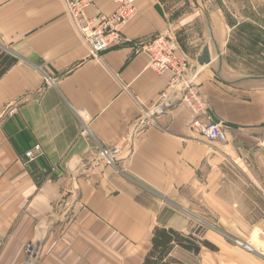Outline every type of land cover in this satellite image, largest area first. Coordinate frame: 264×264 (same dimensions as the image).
Here are the masks:
<instances>
[{
    "label": "crops",
    "instance_id": "crops-1",
    "mask_svg": "<svg viewBox=\"0 0 264 264\" xmlns=\"http://www.w3.org/2000/svg\"><path fill=\"white\" fill-rule=\"evenodd\" d=\"M132 1L123 40L94 58L63 0H0V47L17 59L0 78V264H27L32 242V264H141L155 227L192 234L193 207L215 217L201 239L218 248L210 235L231 223L264 240V0ZM115 10L96 0L87 14ZM161 33L198 70L225 143L195 132L182 103L144 120L171 79L141 52ZM80 112L97 142L80 136ZM98 144L122 147L116 167Z\"/></svg>",
    "mask_w": 264,
    "mask_h": 264
},
{
    "label": "built area",
    "instance_id": "built-area-1",
    "mask_svg": "<svg viewBox=\"0 0 264 264\" xmlns=\"http://www.w3.org/2000/svg\"><path fill=\"white\" fill-rule=\"evenodd\" d=\"M96 0H63L66 13L70 17L77 33L94 58H100L106 51L123 40L125 28L139 15V9L132 0H111L116 4V10L111 15L89 18L87 10ZM141 52L149 57L148 68L158 74L170 73L171 79L167 90L162 94L160 102L152 110L142 111L144 120L154 123L158 114H163L177 104H184L192 113L191 128L212 142L225 143V134L221 122L214 114L213 108L201 91L198 83V70L190 64L189 59L180 52L177 39L161 33L153 37L141 47ZM45 82L52 80L45 77ZM15 109L7 110L6 114L13 117ZM81 137L96 141L91 132L92 118L80 112ZM98 160L105 166L116 167L117 158L122 151L121 146L107 147L98 144ZM134 151V145H131ZM43 155L39 144L25 152L28 161L33 162ZM240 246L255 251L250 244L238 243ZM26 263L32 264L39 253V244L30 243L26 248Z\"/></svg>",
    "mask_w": 264,
    "mask_h": 264
},
{
    "label": "rangeland",
    "instance_id": "rangeland-1",
    "mask_svg": "<svg viewBox=\"0 0 264 264\" xmlns=\"http://www.w3.org/2000/svg\"><path fill=\"white\" fill-rule=\"evenodd\" d=\"M187 45V44H185ZM182 46V45H181ZM184 55H187L185 53ZM189 57L188 55L186 56ZM199 203V202H197ZM200 204V203H199ZM196 217L193 216L191 233H193L199 239L206 237L207 233L216 230V226L209 224L215 217L210 214L209 210L203 208V210L194 208ZM183 213H189L188 210H182ZM207 212L209 215H207ZM194 215V213H192ZM207 219V220H206ZM255 216L253 214V219L255 221ZM203 220L206 223L201 222ZM227 229H222L218 232L223 239L216 238L210 235V240L214 243L217 240L220 242L218 251L213 252L208 249H204L202 256H197L193 258L196 264H264V240L263 234L252 235L250 232L246 231L248 225L241 223H236L233 225H227ZM216 234V232H215ZM238 243L250 244L255 248V251H249L248 249L240 246ZM215 246V245H214Z\"/></svg>",
    "mask_w": 264,
    "mask_h": 264
},
{
    "label": "trees",
    "instance_id": "trees-1",
    "mask_svg": "<svg viewBox=\"0 0 264 264\" xmlns=\"http://www.w3.org/2000/svg\"><path fill=\"white\" fill-rule=\"evenodd\" d=\"M17 62V59L0 47V78ZM203 249L216 252L218 248L193 233L185 235L173 228L155 227L151 247L141 264H196L193 258Z\"/></svg>",
    "mask_w": 264,
    "mask_h": 264
},
{
    "label": "water",
    "instance_id": "water-1",
    "mask_svg": "<svg viewBox=\"0 0 264 264\" xmlns=\"http://www.w3.org/2000/svg\"><path fill=\"white\" fill-rule=\"evenodd\" d=\"M209 62H210L209 51H208V48H205L203 50V53H202L201 57L198 59V63L201 66H204L206 64H209Z\"/></svg>",
    "mask_w": 264,
    "mask_h": 264
}]
</instances>
